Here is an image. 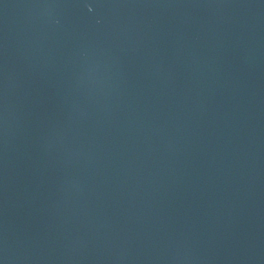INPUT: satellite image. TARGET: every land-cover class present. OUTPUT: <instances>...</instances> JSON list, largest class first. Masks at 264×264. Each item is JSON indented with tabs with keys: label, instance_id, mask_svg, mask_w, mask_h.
I'll return each mask as SVG.
<instances>
[{
	"label": "water",
	"instance_id": "1",
	"mask_svg": "<svg viewBox=\"0 0 264 264\" xmlns=\"http://www.w3.org/2000/svg\"><path fill=\"white\" fill-rule=\"evenodd\" d=\"M0 264H264V0H0Z\"/></svg>",
	"mask_w": 264,
	"mask_h": 264
}]
</instances>
